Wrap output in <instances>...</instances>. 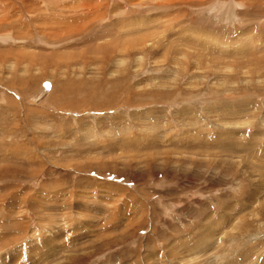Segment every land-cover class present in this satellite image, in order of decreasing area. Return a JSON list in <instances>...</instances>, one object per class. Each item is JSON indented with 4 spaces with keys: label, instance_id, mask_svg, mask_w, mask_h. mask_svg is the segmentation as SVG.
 <instances>
[{
    "label": "rangeland",
    "instance_id": "obj_1",
    "mask_svg": "<svg viewBox=\"0 0 264 264\" xmlns=\"http://www.w3.org/2000/svg\"><path fill=\"white\" fill-rule=\"evenodd\" d=\"M0 264H264V0H0Z\"/></svg>",
    "mask_w": 264,
    "mask_h": 264
}]
</instances>
